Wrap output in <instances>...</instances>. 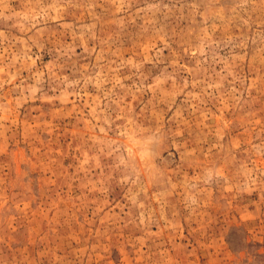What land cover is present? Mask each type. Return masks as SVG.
I'll return each mask as SVG.
<instances>
[{"label": "rangeland", "instance_id": "rangeland-1", "mask_svg": "<svg viewBox=\"0 0 264 264\" xmlns=\"http://www.w3.org/2000/svg\"><path fill=\"white\" fill-rule=\"evenodd\" d=\"M0 264H264V0H0Z\"/></svg>", "mask_w": 264, "mask_h": 264}]
</instances>
